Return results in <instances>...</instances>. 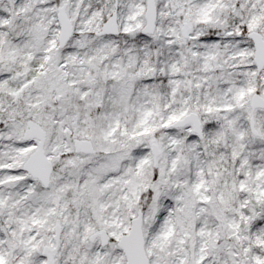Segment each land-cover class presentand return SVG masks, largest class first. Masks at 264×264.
Returning a JSON list of instances; mask_svg holds the SVG:
<instances>
[{
  "label": "snow or ice",
  "instance_id": "obj_1",
  "mask_svg": "<svg viewBox=\"0 0 264 264\" xmlns=\"http://www.w3.org/2000/svg\"><path fill=\"white\" fill-rule=\"evenodd\" d=\"M0 264H264V0H0Z\"/></svg>",
  "mask_w": 264,
  "mask_h": 264
}]
</instances>
